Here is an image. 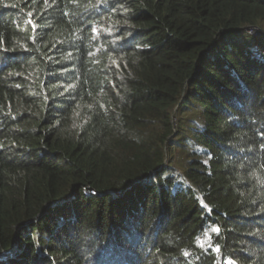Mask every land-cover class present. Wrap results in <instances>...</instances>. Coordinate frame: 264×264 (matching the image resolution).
Wrapping results in <instances>:
<instances>
[{
  "label": "trees",
  "instance_id": "trees-1",
  "mask_svg": "<svg viewBox=\"0 0 264 264\" xmlns=\"http://www.w3.org/2000/svg\"><path fill=\"white\" fill-rule=\"evenodd\" d=\"M251 30L264 0H0V264H264Z\"/></svg>",
  "mask_w": 264,
  "mask_h": 264
},
{
  "label": "rangeland",
  "instance_id": "rangeland-1",
  "mask_svg": "<svg viewBox=\"0 0 264 264\" xmlns=\"http://www.w3.org/2000/svg\"><path fill=\"white\" fill-rule=\"evenodd\" d=\"M249 32V31H248ZM252 36H257V32H252V30L249 32ZM263 35H259L261 37H264V33H262Z\"/></svg>",
  "mask_w": 264,
  "mask_h": 264
},
{
  "label": "clouds",
  "instance_id": "clouds-1",
  "mask_svg": "<svg viewBox=\"0 0 264 264\" xmlns=\"http://www.w3.org/2000/svg\"><path fill=\"white\" fill-rule=\"evenodd\" d=\"M252 32H257V35H263L262 33L258 32V31H252Z\"/></svg>",
  "mask_w": 264,
  "mask_h": 264
},
{
  "label": "snow or ice",
  "instance_id": "snow-or-ice-1",
  "mask_svg": "<svg viewBox=\"0 0 264 264\" xmlns=\"http://www.w3.org/2000/svg\"><path fill=\"white\" fill-rule=\"evenodd\" d=\"M215 230V229H214ZM216 231H218V230H216Z\"/></svg>",
  "mask_w": 264,
  "mask_h": 264
}]
</instances>
